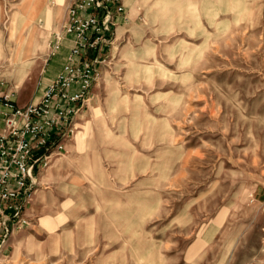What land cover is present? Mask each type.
<instances>
[{"label": "rangeland", "instance_id": "rangeland-1", "mask_svg": "<svg viewBox=\"0 0 264 264\" xmlns=\"http://www.w3.org/2000/svg\"><path fill=\"white\" fill-rule=\"evenodd\" d=\"M78 1L38 0L34 50L9 64L21 1L0 0V95L38 98ZM121 1L90 101L0 264H264V0Z\"/></svg>", "mask_w": 264, "mask_h": 264}, {"label": "built area", "instance_id": "built-area-1", "mask_svg": "<svg viewBox=\"0 0 264 264\" xmlns=\"http://www.w3.org/2000/svg\"><path fill=\"white\" fill-rule=\"evenodd\" d=\"M108 1L79 0L67 7L61 29L53 32L48 45L54 54L67 38L69 49L36 100L18 106L13 93L0 95V250L13 228L25 222L38 172L65 150L63 136L72 117L90 101L98 56L92 53L108 40L113 15L124 10L121 1L113 0L112 8Z\"/></svg>", "mask_w": 264, "mask_h": 264}, {"label": "bare ground", "instance_id": "bare-ground-1", "mask_svg": "<svg viewBox=\"0 0 264 264\" xmlns=\"http://www.w3.org/2000/svg\"><path fill=\"white\" fill-rule=\"evenodd\" d=\"M20 1H21L20 4H18V5H21L20 13L15 12L10 17V25L7 28L8 33H7L6 39L12 40V45H13V47L9 50V53L7 56L9 64H14V62L18 58H22L26 56L27 54L32 53V51L28 53L27 49L23 50L24 48L23 43H29L32 50H34L35 44L38 39L37 33L41 30V26L45 18V14L39 15L38 13H36L39 7L36 4V2L38 3V0H20ZM2 38L3 36L2 34H0V55L1 57L4 56L1 51ZM28 65H29L28 62L22 64L24 68L22 69L20 77L18 78V83L21 82L22 77L24 76V74H26ZM132 69H135L136 71H141L145 76H149V74L151 73L153 69V66H151L150 64H146L143 66H132L129 69V71H132ZM38 195L40 199L43 198V195H40V194Z\"/></svg>", "mask_w": 264, "mask_h": 264}, {"label": "crops", "instance_id": "crops-1", "mask_svg": "<svg viewBox=\"0 0 264 264\" xmlns=\"http://www.w3.org/2000/svg\"><path fill=\"white\" fill-rule=\"evenodd\" d=\"M74 1H76V0H74ZM117 1H121V0H116V2ZM116 2H114L113 0H109L108 2H107V6L108 7H110V8H112L113 6H114V4L116 3ZM122 2V1H121ZM123 4V3H122ZM100 12H101V10L102 9H98ZM102 12H103V10H102ZM123 13V12H122ZM122 13H118V14H114L113 15V21H114V28H116V24H119V22L121 21V19H123V18H125V15H123ZM69 45H70V42H69V39H65L64 41H63V45L61 46V48L58 50V51H56L54 54H50V55H48V57H47V59H46V66L44 67L45 69H44V72H49V71H51V70H49L50 68V64L52 63V62H54V61H60V62H58V64H57V66H58V69L57 70H52V72L53 73H50L48 76H47V78L45 79V80H43V82L41 83V86H40V88H38L39 90V95H40V92H41V89L43 88V86L46 84V83H48L49 81H51V79H53L54 78V76L56 75V73L58 72V70L60 69V67H61V64L63 63V61H64V58H65V55L67 54V52H68V49H69ZM54 74V75H53ZM51 76H53L51 79H50V77ZM2 94V93H1ZM31 100H35V99H27V98H24V99H20V100H17V99H15V102H16V104L18 105V106H22V105H24L25 103H27V102H29V101H31Z\"/></svg>", "mask_w": 264, "mask_h": 264}]
</instances>
